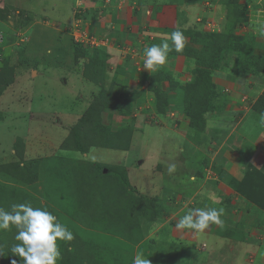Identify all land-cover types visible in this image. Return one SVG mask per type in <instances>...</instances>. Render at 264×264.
<instances>
[{"label": "rangeland", "instance_id": "374dc122", "mask_svg": "<svg viewBox=\"0 0 264 264\" xmlns=\"http://www.w3.org/2000/svg\"><path fill=\"white\" fill-rule=\"evenodd\" d=\"M82 1L81 14L86 11L87 15L89 10L92 14L90 17L80 16V28L88 35L91 32L90 35L97 41L104 42V47L112 56L106 63L108 75L103 81L104 84L108 86L115 78L122 84L124 76H121L120 72L126 70L127 73L129 70V73L135 75L137 67L141 69V75L137 74L136 79L122 86H126L128 90H145L139 96L142 105L134 104L131 110H135L134 115L141 116L139 119L144 116L147 120L135 122L133 139L126 151L93 148L88 154H82L61 150L60 146L68 136L70 127L77 123L94 100V96L101 91V85L87 81L81 66H76L73 62L75 0H0V30L7 41L3 47L5 61L0 64V114L3 118L0 120V207L10 211L13 204L30 203L34 208L39 207L52 213L61 224L72 230V233L86 230L91 239L92 236L97 238L93 242L100 249L104 247V242H99L100 235H96L97 231L83 224L80 219L82 213L76 209L78 193L76 181L72 177L75 172L71 171L74 165H88L89 162L121 164L128 169L129 181L139 196L156 199L159 208L165 205L168 207L163 210L165 220L154 224L156 226L152 227L150 235L141 236L148 230L145 219L141 220L138 234L141 240L137 244L116 234L104 233L103 239L112 236L117 245L124 247L120 253L125 257L132 254L134 258L137 253L142 252L145 258L150 259L151 264H264V240L261 242V239H258L259 235H264V210H250L248 221L245 215V221L235 224L236 236L245 237L248 242L236 239L233 243L226 240L227 237H221L226 228L230 230L232 227L230 224L227 226L229 221L225 220L219 232L210 234L193 230L197 233V238L193 240L171 237L172 231L176 229L178 213L181 211L180 207L179 211L175 208L174 203L177 201H173V190L186 186L188 177L181 163L176 166L177 170L172 175L168 174V165L177 164L176 161L181 155L179 149L183 145L189 155L187 159L194 163L193 169L196 170L202 160L203 165L207 167H202L196 172L209 174L211 162L203 161L201 154H193L195 147L186 140L194 139L196 146L201 143L208 145L210 138L217 139L222 134L218 131L217 136L215 128L227 127L230 123L235 126L239 121L240 115L232 112L239 108L238 105L232 103L233 98L228 99L231 96L225 94L226 87L223 88L219 77L215 75L214 82L222 94L219 105L228 107L231 102L232 110L223 115L219 112L208 114L207 124L211 122L206 132L196 136L180 113L175 112L173 116L166 117H158L155 114L151 103L153 95L147 92L150 79H145V76L155 71L144 69L147 48L161 44L159 40L167 41L164 40L167 39L165 33H170L169 31L178 26H181V29L219 30L231 14L226 5H222V0H122L121 4L113 0H104V3L99 2L100 0ZM243 3L247 7L248 21L237 27V34L258 36L259 29L264 25V0H240V4ZM203 15H206L209 21L205 26L201 24ZM18 27L22 30L17 29ZM11 34L14 35L13 40H10ZM20 35L21 38H28L20 47H16L15 41ZM169 37L167 42L173 45ZM120 42L123 46H119ZM189 43L190 38L186 37L185 45ZM82 45L86 46V43ZM259 45L264 47V41L259 40ZM97 50L96 47L88 48L86 53L94 55ZM129 60L133 64L137 61V67L131 66ZM173 65L172 68L167 61L164 67L173 79L180 80L183 84L192 78V70L197 67L193 60H185L183 57H179ZM233 73L228 71V74ZM220 74L224 76L221 71ZM11 78L12 84L5 86ZM250 78H240V86L245 85L250 91L258 92L262 87H255V82ZM226 86L232 87L230 84ZM244 95L250 99L256 96L250 92ZM244 105L249 107L252 104L246 101ZM221 117L226 124H223ZM106 118L105 114L109 133L112 128L124 124L121 117L115 118L111 122L112 125ZM126 118L125 121H129L128 117ZM207 149L204 147L201 153L204 155ZM16 151L22 154V160ZM32 160H41V166L37 173L38 181L31 184L21 179L16 165L23 166ZM161 167L164 170L161 171ZM207 187L208 191L213 190L211 183H208ZM183 191L182 189L180 195ZM191 201H186L185 205L190 206ZM174 221L176 222L173 223ZM214 225H209L213 231L216 229ZM16 234L15 227L0 230V247L10 246V250L12 245L18 242L15 240ZM250 235L252 237L248 239ZM77 239L78 237L74 236L72 241H58L60 250L69 249L70 253H76L74 242H77ZM143 240L146 244L139 248ZM110 244L111 241H108V253L113 251Z\"/></svg>", "mask_w": 264, "mask_h": 264}, {"label": "trees", "instance_id": "16d2710c", "mask_svg": "<svg viewBox=\"0 0 264 264\" xmlns=\"http://www.w3.org/2000/svg\"><path fill=\"white\" fill-rule=\"evenodd\" d=\"M222 2V5L225 4L231 14L222 23L219 30L181 29L179 28L181 26H178L169 31L170 33H165L167 39L164 37V40L168 41V36L171 38V33L179 28L185 37L190 38V43L185 45L182 52L175 51L174 45H170L167 59L172 68L179 57L195 62L197 67L192 70V78L187 83L183 84L180 80L173 79L164 65L158 66L152 74L145 76V79H150L147 92L153 95L151 103L155 114L158 117H166L175 112L180 113L187 121L188 128L194 131L196 136L206 132L208 126L206 116L208 114L222 113L226 108L219 105L222 94L214 82L215 75L235 82L236 89L242 93L250 92L248 86H240L241 80L239 79L244 76H250V79L255 82V87H264V47L259 45V40L264 41V32L261 37L238 35L237 27L248 21L247 7L244 3L240 4V0H229V2L222 0ZM76 10L77 0H75L73 13ZM84 13L76 14L75 19L80 18L81 15L90 17L92 11L89 10L87 15L86 11ZM202 18L201 24L205 26L206 22H209L208 17L203 15ZM181 22L183 23V21ZM11 39H14L12 34L10 35ZM72 41L75 51L74 64L81 66L83 76L87 81L101 85V91L94 96V100L77 123L70 127L68 136L63 140L60 149L82 154H88L93 148L128 150L130 141L133 139L135 122L139 120L146 122L147 120L144 116L139 119L141 116L134 115L135 110H131L134 108V104L142 105L143 102L139 96L145 90L143 88L128 90L126 86H122L125 83L117 82L116 78L108 86L104 84L103 81L108 75L106 63L112 57L110 51L104 47L105 45H99L96 47L98 50L94 55H87L88 48L95 46H84L73 37ZM158 42L164 41L159 40ZM118 44L123 46L122 42ZM20 46L16 45V47ZM4 57L5 55L3 61H5ZM130 64L133 65L132 62ZM229 70L236 74H228ZM220 71L224 76L220 74ZM10 84H12V78L5 83V86ZM222 107L225 108L222 109ZM252 109L264 117V89L262 95L252 105ZM105 114L106 121L109 123L113 122L115 118L121 117L124 124L121 127L112 128L109 133L110 129L104 119ZM126 117L129 121H125ZM2 119L0 114V120ZM16 154L21 160L23 159L20 152ZM40 166L41 160H32L31 163H25L23 166L16 165V170L24 182L32 184L38 181L37 173ZM244 171L245 174L241 181L230 178L228 184L245 201L264 210V172L249 162ZM71 172H75L72 177L76 181V190L79 194L76 195V209L82 213L80 219L83 220L86 227L98 232L96 235H100L101 241L99 242H104V247L99 249L95 246L93 241L97 238L92 236L91 239L87 236L86 230H79L78 233L73 231V235L78 237L77 242H74L76 253H70L69 249L60 250L61 258L57 264H133L132 254L125 257L123 253H120L123 246L117 245L112 236L104 239L102 236L104 233L116 234L137 244L140 242L141 236L149 234L154 224L160 223L163 209L159 208L157 200L148 199L143 195L139 196L129 181L128 169L121 164L104 165L90 162L88 165L76 164ZM144 219L148 230L140 236L138 235L140 234V222ZM221 234H227V237L235 240L241 239L248 242L245 237L236 236L235 224L230 230L226 228L225 232ZM135 235L138 236L135 237ZM250 237L251 235L248 239ZM108 241H111L110 247L113 246V251L110 250L109 253L108 247H106ZM99 245L101 244L99 243ZM9 247H0L4 253V256H0V264H11L13 259L17 261V264H23L21 258L12 256L11 251L8 250Z\"/></svg>", "mask_w": 264, "mask_h": 264}, {"label": "crops", "instance_id": "0c3cea01", "mask_svg": "<svg viewBox=\"0 0 264 264\" xmlns=\"http://www.w3.org/2000/svg\"><path fill=\"white\" fill-rule=\"evenodd\" d=\"M5 1V0H4ZM91 1V0H90ZM90 1H86L88 4ZM93 1V0H92ZM99 2H103L104 0H100ZM115 3H120L122 0H113ZM100 4V3H99ZM264 25L262 26L260 30V33L258 34L259 37H261V33L264 32ZM264 52V51H263ZM131 62V60H129ZM137 62V61H136ZM136 62L133 64L137 67L138 64ZM133 63V62H132ZM1 64V63H0ZM129 65V64H127ZM141 69H138L135 75H132L129 73V71L126 73V70H123V72H120L121 76H124V83H128L131 80L136 79V75L142 74L140 71ZM128 74V76H127ZM219 80L222 83L223 88H225V94H229L231 98L227 97L228 99H234L232 103L235 105H238L232 112H237L239 116V121L237 123H230L227 127H221L220 129L215 128V132L218 136V131L221 132V136H218L217 139L210 138L208 140V145H205L204 143H201V145L193 143L194 139L188 141L195 149H193V154H201L204 158L203 161L211 162L209 169L211 172L208 173H197L196 171L199 169L204 168L205 165L201 160V163L199 167L194 170L193 169V162L190 159H187L189 155H187V150L184 149L181 145L179 152H180V158L182 155L183 159L180 161V158L176 161L178 166L180 163L182 164V168H185V173L187 175V182L186 186H180L176 187L174 192V200L177 201V203L173 202L175 204V208L178 209L181 208V211L178 213V221L179 219L185 215L186 211L192 208H223L224 212L221 216V219L223 221L224 226V220L229 221L226 225L229 224L233 226V224H240L241 222L245 221V215H246V221L249 220L250 210L260 209L258 206H255L254 204H251L247 201H245L241 196H239L234 190L230 187L228 184V181L230 178H233L235 180L241 181L244 177V169L246 164L249 162L254 167H256L258 170H261L264 172V117L254 112L252 109V105L255 103L258 97L262 95L264 87L262 86L261 89L258 90V92H252L254 93L255 98H252L254 96H251L252 99L249 98V96L242 94L239 90L236 89L237 84L235 82H231L229 80H226L224 77H220ZM144 81V80H143ZM230 84L232 87L229 88L226 85ZM230 90V91H228ZM249 93V92H247ZM232 95L234 97H232ZM253 95V94H252ZM248 101L251 102L252 105L245 106L244 103ZM232 103H229V106L226 107L223 112L220 115H223L227 111L230 112L232 110L231 106ZM231 104V105H230ZM214 115V114H213ZM219 115V114H218ZM173 116V115H171ZM222 118V117H221ZM223 124L226 122L221 119ZM211 121L208 122L210 124ZM187 124V123H186ZM207 124V125H208ZM259 125L260 127L256 126ZM212 133V132H211ZM238 134V135H237ZM186 139V138H183ZM207 140V139H206ZM193 144H192V143ZM182 147V148H181ZM204 147L208 148L206 153L203 155L201 151L204 149ZM200 152V153H199ZM212 155V156H210ZM207 167V166H206ZM205 167V169H206ZM164 170L161 167V171ZM206 174V175H205ZM200 178V179H199ZM211 183L212 191H208L209 188L207 187V184ZM180 188V189H178ZM183 191V194L180 195V192ZM187 194V195H185ZM177 195V197H176ZM189 199V200H188ZM168 200V199H164ZM190 206L185 205L186 201L190 202ZM168 207H163L162 209H166ZM177 211V212H178ZM166 216L164 213L160 217V223L165 220ZM261 220V219H260ZM177 221V222H178ZM174 221L173 223H175ZM156 223V224H160ZM264 224V222H263ZM156 226V225H153ZM164 226V225H163ZM162 226V229H163ZM159 227V226H158ZM212 226L208 227L202 232L210 233L213 232H219L221 225H214V228H216L214 231L211 228ZM157 228V227H155ZM161 228V227H160ZM211 228V229H210ZM175 229V228H174ZM153 230V229H152ZM151 230V231H152ZM196 232V231H195ZM193 230H177L175 229L172 231V238L185 240V239H196V234ZM178 233V235H176ZM150 235V234H149ZM223 238L227 237V234H221ZM252 237V236H251ZM250 237V238H251ZM258 239H261L262 242L264 240V235L258 237ZM226 240H229V242H236L235 239L227 237ZM143 240L139 246V248H142L146 242ZM248 241V240H247ZM139 250V249H138ZM147 252V250H145ZM149 252V251H148Z\"/></svg>", "mask_w": 264, "mask_h": 264}, {"label": "clouds", "instance_id": "9594fccd", "mask_svg": "<svg viewBox=\"0 0 264 264\" xmlns=\"http://www.w3.org/2000/svg\"><path fill=\"white\" fill-rule=\"evenodd\" d=\"M75 16L76 11L73 17ZM171 41L175 51H183L186 37L181 30L177 29L171 33ZM169 51L170 45L167 41L147 48L144 69L153 71L158 66L165 65ZM176 170L175 164L168 165L169 175L174 174ZM223 212V208H192L179 219L175 228L202 232L212 223L222 225ZM11 227L17 229L15 240L19 243L14 244L10 251L12 256L21 258L23 264H57L61 258L58 241L74 239L73 233L52 213L39 207L34 208L30 203L13 204L10 211L0 207V230H8ZM0 256H4L2 249ZM11 264H17V261L13 259ZM133 264H151V261L140 252L134 257Z\"/></svg>", "mask_w": 264, "mask_h": 264}, {"label": "built area", "instance_id": "2783aa9c", "mask_svg": "<svg viewBox=\"0 0 264 264\" xmlns=\"http://www.w3.org/2000/svg\"><path fill=\"white\" fill-rule=\"evenodd\" d=\"M81 1V2H79ZM260 2H262V0H259ZM82 0H77V10H76V14H81L83 13L82 10ZM249 9L251 8L250 6H248ZM80 19H75V25H74V29H73V35L74 38L77 42L79 43H86V45H91V46H99V45H106L104 42L102 41H97L93 36H91L90 34L88 35L84 30H82L80 28ZM79 33V34H78ZM28 37H22L21 35L18 36L16 44L20 45L21 43H24V41L27 40ZM5 44V37H4V33L0 30V62L3 60V47Z\"/></svg>", "mask_w": 264, "mask_h": 264}]
</instances>
